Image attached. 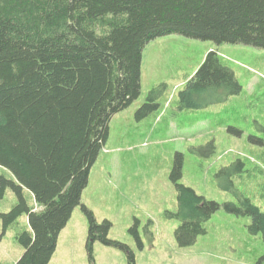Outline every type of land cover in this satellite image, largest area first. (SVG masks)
<instances>
[{"label":"trees","instance_id":"1","mask_svg":"<svg viewBox=\"0 0 264 264\" xmlns=\"http://www.w3.org/2000/svg\"><path fill=\"white\" fill-rule=\"evenodd\" d=\"M170 34L264 48V0H0V195L8 186L19 195L0 216L6 228L25 212L29 225L16 234L24 251L14 264H48L78 205L88 220L89 261L98 241L135 264L126 245L108 239L110 223L99 224L81 194L111 116L140 94L144 46ZM158 88L138 118L157 108ZM240 90L234 72L210 51L179 91V108L219 104ZM182 163L177 153L170 173L177 209L166 216L180 222L174 237L187 247L206 233L220 204L179 183ZM244 171L237 160L219 172L238 200L223 207L251 216L250 232L264 241V213L234 188L232 177ZM24 189L40 210L27 206Z\"/></svg>","mask_w":264,"mask_h":264},{"label":"rangeland","instance_id":"2","mask_svg":"<svg viewBox=\"0 0 264 264\" xmlns=\"http://www.w3.org/2000/svg\"><path fill=\"white\" fill-rule=\"evenodd\" d=\"M210 51L234 72L240 92L205 108L180 109L179 91ZM154 88L159 89L157 108L138 118L137 110ZM177 153L183 157L179 183L220 204L206 233L187 247L174 237L180 222L166 216L177 209L170 179ZM237 160L245 171L232 177L235 190L264 213V48L179 34L156 37L142 50L139 96L108 122V137L89 169L81 204L99 224L110 223L108 239L126 245L135 264H264V241L250 232L251 216L223 207L238 200L222 187L219 172ZM21 194L27 206L40 210L27 190ZM18 201L8 186L0 195V215ZM28 227L25 212L6 228L0 216V264L21 257L24 249L16 234ZM87 236L88 220L78 205L59 232L48 264H128L124 251L98 241L91 263Z\"/></svg>","mask_w":264,"mask_h":264}]
</instances>
